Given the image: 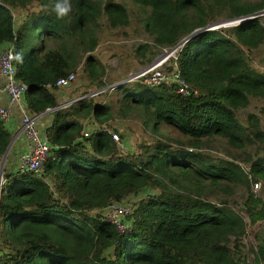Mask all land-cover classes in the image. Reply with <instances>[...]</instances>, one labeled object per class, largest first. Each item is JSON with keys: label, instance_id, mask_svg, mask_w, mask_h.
I'll use <instances>...</instances> for the list:
<instances>
[{"label": "trees", "instance_id": "obj_1", "mask_svg": "<svg viewBox=\"0 0 264 264\" xmlns=\"http://www.w3.org/2000/svg\"><path fill=\"white\" fill-rule=\"evenodd\" d=\"M132 1L151 10L146 31L161 47L264 11V0ZM55 2L0 0V50L15 48L28 107L37 115L57 109L42 128L57 146L45 172L3 171L0 264H240L249 253L251 264H264V199L251 190L253 182L264 184V129L258 116L243 120L240 112L264 98V72L251 67L245 52L264 43L260 17L207 31L183 46L178 63L197 96L141 82L115 89L123 111L136 112L144 127L158 132L164 125L180 134L124 155L104 129L81 136V119L101 125L112 119L110 107L80 101L59 108L55 85L82 65L98 89L106 87V71L92 55L97 32L105 22L113 29L128 25L127 7L116 0H70L72 11L57 18ZM17 12L26 13L18 26ZM12 139L0 121V169ZM145 189L152 195H142ZM129 198L134 213L130 231L121 235L95 213ZM250 228L257 245L246 253Z\"/></svg>", "mask_w": 264, "mask_h": 264}, {"label": "rangeland", "instance_id": "obj_2", "mask_svg": "<svg viewBox=\"0 0 264 264\" xmlns=\"http://www.w3.org/2000/svg\"><path fill=\"white\" fill-rule=\"evenodd\" d=\"M116 1L123 3L127 7L130 17L129 24L120 25L117 29H113L105 22V25L103 24L97 32L99 45L92 54L103 65L106 71V75L103 78L106 87L98 89L96 84H93L89 79L90 77L83 72L82 65H80L74 73L75 80L71 83L70 87L58 90L57 98L59 99V103L65 104L64 107H69L67 105H72L80 101L91 102L94 106L101 104L109 106L112 119L106 120L105 123L101 125L106 126L110 131L124 135L123 140L130 143L128 146L129 149L132 152H136L138 146L146 143L149 145L153 144L155 139L167 140L169 137L179 138L180 134L176 130L167 128L164 125L159 126L158 132L144 127L142 120L136 115V112L133 110H131V112L123 111L125 109V105L123 104L125 101L121 96L122 94L116 90H112L111 87L134 77L146 67L152 66L158 58L163 54L166 55V53L170 52L175 46L161 47L160 43L155 41V37L146 31L145 22L151 15V10L149 8L142 7L139 4L137 5L132 0ZM261 13H264V11ZM261 13L244 16V19L241 18L242 20L237 19L228 21L225 23L227 24L225 28L240 25L244 23L243 20L246 22L257 17H260L259 20L264 26V14ZM25 15L26 13L24 12L16 13L17 26L20 25L21 19H23ZM193 20L194 18H191L190 22ZM219 28H221V26L212 29L215 30ZM46 45L47 47H51L52 43L47 41ZM156 52H158L157 55H155ZM245 52L251 67H255L261 72H264V43L252 51L245 48ZM170 60L172 61V59ZM132 83L136 82H127L125 85L126 87L132 88L134 85ZM99 91H102V94L96 95L95 93ZM240 112L244 114L243 120H246V115L248 114L258 116L261 120L262 128L264 129V98L252 99L248 107ZM81 123L97 126L92 117L81 119ZM46 124L48 123L46 122ZM244 164L245 163L242 162L241 167L247 170L248 165ZM145 194L152 195V192L149 189H145L142 195ZM126 203L133 205V198H129ZM97 213H99V211L95 214ZM254 229L257 230L258 228L255 227ZM253 230L252 228L249 229V235L245 240V245L247 247V252L245 250L246 253H249L251 247L257 245L253 234H250ZM247 256L246 254V257ZM240 264H251L250 253L247 262H244L243 258Z\"/></svg>", "mask_w": 264, "mask_h": 264}, {"label": "built area", "instance_id": "obj_3", "mask_svg": "<svg viewBox=\"0 0 264 264\" xmlns=\"http://www.w3.org/2000/svg\"><path fill=\"white\" fill-rule=\"evenodd\" d=\"M183 46L174 47L166 55L163 54L164 56L162 55L158 58L152 66L146 67L135 75L136 77L132 81L141 82L147 87H172L176 94L182 96H190L192 94L197 96V91L193 92L178 63ZM14 60L15 48L11 45L3 46L0 50V91L7 96V101L3 106H0V121L7 127L13 116L19 118L20 136L22 137L24 148L18 155L15 172L40 175L45 172V165L57 146L50 142L47 134L40 127L41 115L32 113L28 107L26 102L28 86L18 78ZM74 80L75 74L73 73L67 78L58 80L55 86L58 90L65 89L70 87ZM97 93V95L100 94L99 92ZM100 129H104L111 134L121 153L124 155L129 154L130 149L128 146L130 143L124 141L120 134L110 131L106 126H92V124L85 123L83 124L81 136L90 137ZM5 181L4 177H2L1 188ZM251 190L255 195L263 198L264 184L261 181L253 182ZM144 196H147V194ZM99 213L108 222L115 225L121 235H125L130 231V219L134 213V205L126 202L113 204L99 211Z\"/></svg>", "mask_w": 264, "mask_h": 264}, {"label": "crops", "instance_id": "obj_4", "mask_svg": "<svg viewBox=\"0 0 264 264\" xmlns=\"http://www.w3.org/2000/svg\"><path fill=\"white\" fill-rule=\"evenodd\" d=\"M61 90H63V89H61ZM6 101H7V96L3 92L0 91V106H3ZM58 102H59V99H58ZM72 103H74V102H72ZM59 104H60L59 108H61V107L66 108V107H64L65 104H61V103H59ZM67 106H70V104ZM56 110L57 109L51 110V112L47 111L45 114L41 115V121L39 123L41 128L46 129L47 127H49L51 125V123L53 121L52 113ZM46 122L48 124H46ZM6 128L12 133L13 139H15V141H14V143L11 147V150L7 156V159H6V162L4 165V169H6L7 171H10V172H15L16 167H17L16 163L18 161V155L24 148V143L22 141V137L20 136L21 128L19 126V118L17 116H13L10 124L7 125Z\"/></svg>", "mask_w": 264, "mask_h": 264}, {"label": "water", "instance_id": "obj_5", "mask_svg": "<svg viewBox=\"0 0 264 264\" xmlns=\"http://www.w3.org/2000/svg\"><path fill=\"white\" fill-rule=\"evenodd\" d=\"M261 14H264V13H261ZM242 19H244V18H242ZM242 19H238V20H242ZM243 21L245 22V20H243ZM227 22H228V20H227V21H220V22H217V23L211 24L209 27H206V28H204V29H197V30H195L191 35H189L187 38H185L183 41H181L179 44H177L176 48L185 45V44H186L187 42H189L190 40H192V39H194V38L200 36L201 34L207 32V31H211V30H213L212 28H216V27L218 28L219 26H222L223 24L225 25V23H227ZM226 25H227V24H226ZM135 77H136V76H134V77H132V78H129L128 80H126V81H124V82H122V83H120V84H118V85H115V86L111 87V89H112V90H115L116 88L125 85L127 82H131ZM99 93H102V91H99ZM95 94L97 95L98 93H95ZM48 112H51V110H48ZM14 141H15V139H12L11 144H10V146L8 147V150H7V152L5 153V155H4L3 159H2L1 169H0V196H1V179H2V177H3L4 165H5V162H6L7 156H8V154H9L10 150H11V147H12Z\"/></svg>", "mask_w": 264, "mask_h": 264}, {"label": "clouds", "instance_id": "obj_6", "mask_svg": "<svg viewBox=\"0 0 264 264\" xmlns=\"http://www.w3.org/2000/svg\"><path fill=\"white\" fill-rule=\"evenodd\" d=\"M53 10L57 18L66 17L72 11L70 0H56ZM225 27H226V24L221 26V28H225ZM18 59H22V57H18Z\"/></svg>", "mask_w": 264, "mask_h": 264}]
</instances>
